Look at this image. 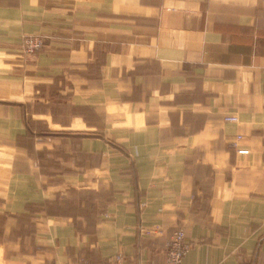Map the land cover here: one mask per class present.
<instances>
[{
    "label": "crops",
    "instance_id": "0c3cea01",
    "mask_svg": "<svg viewBox=\"0 0 264 264\" xmlns=\"http://www.w3.org/2000/svg\"><path fill=\"white\" fill-rule=\"evenodd\" d=\"M179 227L264 264V0H0V264H166Z\"/></svg>",
    "mask_w": 264,
    "mask_h": 264
},
{
    "label": "built area",
    "instance_id": "2783aa9c",
    "mask_svg": "<svg viewBox=\"0 0 264 264\" xmlns=\"http://www.w3.org/2000/svg\"><path fill=\"white\" fill-rule=\"evenodd\" d=\"M47 37L44 35H26L23 38L21 50L24 55H33L42 50L46 45ZM227 121L238 122L235 116L226 117ZM242 136L239 135L236 140L230 143V146L237 149L238 153L246 154L249 151L239 148V142ZM192 247V243L187 239V234L184 228H177L171 234L167 243L166 249V264H183L185 256Z\"/></svg>",
    "mask_w": 264,
    "mask_h": 264
}]
</instances>
